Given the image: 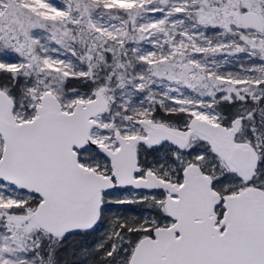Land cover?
Listing matches in <instances>:
<instances>
[{"label":"snow or ice","instance_id":"obj_1","mask_svg":"<svg viewBox=\"0 0 264 264\" xmlns=\"http://www.w3.org/2000/svg\"><path fill=\"white\" fill-rule=\"evenodd\" d=\"M0 264H264V0H0Z\"/></svg>","mask_w":264,"mask_h":264},{"label":"trees","instance_id":"obj_2","mask_svg":"<svg viewBox=\"0 0 264 264\" xmlns=\"http://www.w3.org/2000/svg\"><path fill=\"white\" fill-rule=\"evenodd\" d=\"M77 241H80L82 244H90L92 242V237H88L86 239H82L80 237L76 238ZM70 259H80L79 252H77L76 257H69Z\"/></svg>","mask_w":264,"mask_h":264}]
</instances>
